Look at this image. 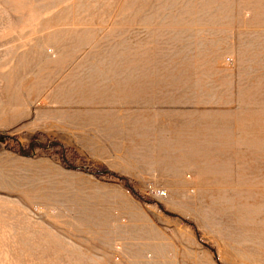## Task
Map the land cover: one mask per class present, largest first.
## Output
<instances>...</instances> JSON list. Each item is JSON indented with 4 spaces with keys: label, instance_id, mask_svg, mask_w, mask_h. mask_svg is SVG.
Listing matches in <instances>:
<instances>
[{
    "label": "rangeland",
    "instance_id": "rangeland-1",
    "mask_svg": "<svg viewBox=\"0 0 264 264\" xmlns=\"http://www.w3.org/2000/svg\"><path fill=\"white\" fill-rule=\"evenodd\" d=\"M0 135V264H264V0H0Z\"/></svg>",
    "mask_w": 264,
    "mask_h": 264
},
{
    "label": "trees",
    "instance_id": "trees-1",
    "mask_svg": "<svg viewBox=\"0 0 264 264\" xmlns=\"http://www.w3.org/2000/svg\"><path fill=\"white\" fill-rule=\"evenodd\" d=\"M0 141H2V142H4L5 144H9L14 150H16V151H18V152H20V153H22V154H24V153H26L27 151H26V149L23 147V146H21V145H18V143L17 142H13V145H11L12 143L8 140V137H2L1 135H0ZM38 144V143H37ZM36 144V146H38V147H42L41 145H37ZM55 144V143H54ZM51 146H54L53 144L51 145ZM50 146V147H51ZM50 148H47V149H44V148H42V151H48ZM67 150V149H66ZM95 174H98V175H110V176H115L118 180H120V181H123L124 182V184L126 185V187L133 193V194H135V195H138V193H136L131 187H130V185H129V183H127V179L125 178V177H122V176H118V175H115L114 173H112V172H110L109 170H107L106 172H104L103 170L102 171H96L95 172Z\"/></svg>",
    "mask_w": 264,
    "mask_h": 264
},
{
    "label": "crops",
    "instance_id": "crops-1",
    "mask_svg": "<svg viewBox=\"0 0 264 264\" xmlns=\"http://www.w3.org/2000/svg\"><path fill=\"white\" fill-rule=\"evenodd\" d=\"M116 102L117 101H112L113 104H107V105L116 106V105H114V103H116ZM119 103H121L123 105H128V104L122 103L120 100H119ZM137 114H138V111H137V109H135L133 112L129 111V112H125V113H122V114H121V112L119 114H116L114 112H108V113H104L103 115H105L104 118H106V121H104V122L108 123V121L111 120V119H115V120H118V121L122 122L121 121L122 117L128 118L129 116H137Z\"/></svg>",
    "mask_w": 264,
    "mask_h": 264
},
{
    "label": "bare ground",
    "instance_id": "bare-ground-1",
    "mask_svg": "<svg viewBox=\"0 0 264 264\" xmlns=\"http://www.w3.org/2000/svg\"><path fill=\"white\" fill-rule=\"evenodd\" d=\"M201 146H196V147H193V149H191V150H194V154L195 155H198V156H202L203 157V155H205L206 154V152L203 150V148H200ZM189 150V149H188ZM207 155V154H206ZM205 155V156H206Z\"/></svg>",
    "mask_w": 264,
    "mask_h": 264
}]
</instances>
